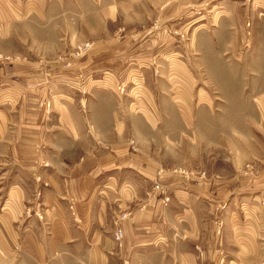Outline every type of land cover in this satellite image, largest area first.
Segmentation results:
<instances>
[{
    "label": "crops",
    "instance_id": "0c3cea01",
    "mask_svg": "<svg viewBox=\"0 0 264 264\" xmlns=\"http://www.w3.org/2000/svg\"><path fill=\"white\" fill-rule=\"evenodd\" d=\"M177 9L178 0H0V252H10L0 264H264V176L243 166V155H260L249 134L264 128V96L251 97L264 94V77L250 101L240 89L227 117L190 38L221 97L216 112L206 91L197 106L191 86L175 84L170 61L155 67L182 91L168 114L143 79L139 110L117 93L125 74H142L122 64L149 29L132 27ZM241 40L228 38L215 58ZM228 138L241 155L229 164L216 153ZM238 172L249 173L238 182Z\"/></svg>",
    "mask_w": 264,
    "mask_h": 264
},
{
    "label": "rangeland",
    "instance_id": "374dc122",
    "mask_svg": "<svg viewBox=\"0 0 264 264\" xmlns=\"http://www.w3.org/2000/svg\"><path fill=\"white\" fill-rule=\"evenodd\" d=\"M190 1L194 3H188V0H178V9L174 10L173 13L164 11L163 19L157 18L155 15L151 16L152 14L149 13L151 17H147V20H145L148 26L144 28L142 26L132 27V32L135 35H139L140 30L143 31L147 27L149 29L148 33L143 36L144 38H138L137 43L133 42L131 54L126 60H122V64L131 66L136 70L139 69L142 74H139L140 71L132 72L131 75L125 74L123 77L127 78L129 76L131 80L129 87H125L117 93L130 100L133 103V109L139 110L147 101L145 98L146 92L144 89L141 90L139 84L143 85V82L152 84L148 96L152 98L153 102L160 100L162 111L168 114L167 105L170 98L178 99V94L182 91L170 89V83L167 84V75H160L155 67L160 64L165 70L168 68L167 63L170 61L171 67L176 70H173L169 77L175 80V84H189L191 86L189 95L192 102L196 104L200 95L199 92L204 90L210 94L212 107L209 111L212 113L217 111L219 107L217 102L221 97L215 86L207 78L204 72L205 69L220 94L224 97L226 103L224 113L227 117H230L237 113L235 103L239 101L236 98L240 89L244 88L246 97L242 98L247 101V99L249 100L247 95L251 96L260 89L255 86V82L263 80L264 77V0H202L201 3V0ZM190 38H197L199 59L204 69L199 64L198 56L194 53V50L187 48ZM228 38H242V40L238 46L235 45L236 47H233V49L227 50L223 57L220 56L219 60L216 59L214 53L219 52L221 54V51L225 49V42ZM168 41L171 42L168 43ZM232 43L230 42L229 45ZM257 43L259 46L255 45ZM146 45L148 46L143 47ZM181 66L189 67L192 70V74L188 75L189 80L186 79L183 72L178 74L177 69ZM144 70L149 71V74H145ZM141 79H143V82ZM159 79L164 80L161 82L162 84L155 82ZM165 83L167 89H165ZM154 84L157 88L153 86ZM176 88L180 87L176 86ZM244 92L242 93L244 94ZM85 94L88 93L85 92ZM263 96L264 94H258L251 97L257 101L262 99ZM83 98H85V95H83ZM173 126L172 123H164L163 130L171 133ZM208 126L206 129L209 131ZM262 127H264V124H262ZM193 130L197 132L195 125ZM209 136L214 137V134ZM249 136L252 137L251 139L254 142H257L255 146L259 147L260 155H256L253 157L254 159H250L251 155H243V158H245L243 166L249 167V171L256 167L257 171L254 173L264 176V128H261L259 133L255 132V135L250 133ZM228 139L221 141L220 150L216 153H222L218 157L226 158L225 161L221 160L220 162L229 164L231 160L236 162V156L240 158L241 155L238 152V154L232 156V153L237 150V146L234 140ZM245 149L247 148L245 147ZM187 173L191 172L183 174ZM222 173L230 178L232 173L235 172L229 170V168H224ZM238 173H241V175H238L239 182L240 179H246L249 172ZM260 204L264 208V201H261ZM3 239L6 243H10L6 236ZM1 254L5 255V260H10L8 255L10 252H0Z\"/></svg>",
    "mask_w": 264,
    "mask_h": 264
},
{
    "label": "built area",
    "instance_id": "2783aa9c",
    "mask_svg": "<svg viewBox=\"0 0 264 264\" xmlns=\"http://www.w3.org/2000/svg\"><path fill=\"white\" fill-rule=\"evenodd\" d=\"M89 46H90L89 43H83V44L78 45L75 48V50L73 51V55L75 57L79 56L84 51L88 50ZM0 57H1V55H0ZM6 58L8 59V57H6ZM122 90H123V88H121L119 91L121 92ZM82 108H85V106L82 105ZM181 172L185 173V171H183V170ZM155 188H158V186L155 185ZM168 201H169V198L165 197L164 198V202H168ZM70 208H72V206H70ZM122 236H123L122 230L121 229H117V231L114 234L115 241L119 242L122 239Z\"/></svg>",
    "mask_w": 264,
    "mask_h": 264
}]
</instances>
